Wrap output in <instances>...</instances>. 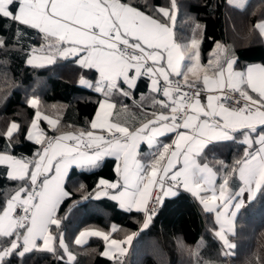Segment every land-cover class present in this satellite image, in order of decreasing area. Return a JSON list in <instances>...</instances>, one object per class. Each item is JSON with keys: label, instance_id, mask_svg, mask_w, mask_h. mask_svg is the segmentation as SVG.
I'll return each mask as SVG.
<instances>
[{"label": "snow or ice", "instance_id": "1", "mask_svg": "<svg viewBox=\"0 0 264 264\" xmlns=\"http://www.w3.org/2000/svg\"><path fill=\"white\" fill-rule=\"evenodd\" d=\"M227 2L244 7V0ZM178 12L177 0H168L167 6L152 5L149 0L142 3L137 0H0V25L4 30L10 27L13 31L11 39L0 34V51L6 52L9 46L19 43L24 29H36L48 42L51 53L48 64H54L57 56L75 57L82 69L94 70L98 80L89 81L82 75L79 83L88 88L95 86V91L105 95V100L99 102L91 129L106 130L110 134L105 139L93 131L81 130L48 137L38 128V121H47L59 132V117L43 115L38 98L28 101L36 109L30 124V129L36 131L28 130L26 139L40 147L31 159L0 153V165L9 169L7 178L20 183L0 214V264H11L13 257L22 260L34 251L51 253L60 261L64 256L58 253L63 251L75 261L63 233L54 236L50 228L61 225L57 208L72 195L65 187L66 180L70 179L69 170L74 165L82 169L97 168L105 156H114L120 161L115 168L120 179L110 182L100 178L99 190L95 191L97 198L108 196L109 189L122 187L123 191L111 199L119 201L122 209L142 211L144 229L149 227L164 199L178 197L182 191L199 198L209 213L221 202L219 206L231 210L216 212L219 228L213 234L225 246L222 255H232L230 250L235 245L228 234L234 233L238 214L255 202L257 193L264 191V65L238 68V58L219 41L214 42L212 58L206 65L202 64L203 36H198L202 26L193 25L190 39L178 38L175 30ZM254 27L264 36V20ZM36 59L40 58H27L26 63L43 66L35 65ZM141 78H148L149 92L161 94L162 98L149 97L152 107L158 111L150 115L142 113L138 119L127 104L117 110L108 96L115 92L134 99ZM202 91L217 94H209L205 104L201 102ZM140 99L143 101L145 96L140 94ZM126 113L132 123L125 117ZM19 130L20 125L13 121L5 135L12 138ZM238 132L243 135L239 143L245 146L242 159L232 164L206 159V150L212 151L210 146L235 143ZM169 135L174 136L171 143L160 142V137ZM141 143L155 149L147 154L146 162L139 158ZM81 145L94 150L82 151ZM178 164L180 167L172 172ZM170 172L169 184L165 187L164 177ZM233 177L242 186L235 196H226ZM217 178L221 180L218 194ZM84 187L80 185L81 189ZM156 187L160 194L152 197ZM244 193H248L247 200L238 199ZM233 199H236L234 204ZM150 201H153L151 207ZM17 208L21 209L20 214H15ZM116 230L113 226L112 231ZM85 235L109 239L102 231L81 232L79 237ZM133 235L127 236V242H131ZM79 237L74 241L76 245L84 243ZM54 241H58L59 248L54 246ZM122 243L111 240V246L119 248L121 254ZM177 243L178 247L185 248L182 242ZM188 251L199 257V246ZM102 255L109 256L110 252L104 251Z\"/></svg>", "mask_w": 264, "mask_h": 264}, {"label": "trees", "instance_id": "2", "mask_svg": "<svg viewBox=\"0 0 264 264\" xmlns=\"http://www.w3.org/2000/svg\"><path fill=\"white\" fill-rule=\"evenodd\" d=\"M149 2L152 5L168 4V0ZM177 4V37L190 39L193 25L200 24L198 36H203L200 46L203 61L214 51V42L219 41L230 45L239 66L251 62L264 64V38L254 27L264 9V0H248L243 8L229 4L227 0H177ZM0 34L11 39L13 31L10 27L4 30L0 25ZM42 36L38 30L26 28L18 38L19 43L9 46L6 52L0 51V152H9L20 158L31 159L40 147L26 139L36 111L28 103L31 98L40 100L39 109L43 115L53 119L59 117V132L53 130L47 121H39L40 128L52 137L64 132L92 130L91 122L99 102L105 97L95 91V87L88 88L79 83L82 75L94 82L98 74L94 70L82 69L75 57L64 59L57 56L54 64L29 66L26 59L33 53L32 49L50 53L48 42ZM140 94L145 96L143 101ZM151 96L158 99L161 94L150 93L149 79L141 78L134 99L115 92L108 98L117 105V110L127 104L139 119L142 113L150 115L158 111L151 105ZM125 117L132 123L128 113ZM13 121L20 125V130L8 138L5 133ZM235 135V143L230 141L210 146L212 151L206 150V159H220L228 164L242 159L245 146L239 143L240 133ZM115 168V158L105 157L97 168L73 166L69 170L70 179L66 180L65 187L72 195L65 198L57 209L56 216L62 219L61 225L52 226L50 231L57 237L63 233V240L75 255V261L68 260L63 251L58 253L64 256L63 261L51 253L34 251L22 260L13 257L11 264H264V191L257 193L255 202L238 214L234 233H229L235 248L232 255L225 257L222 255L223 243L213 234V230L219 228L214 213L207 212L198 198L188 192L182 191L178 197H166L147 229L143 228V212L122 209L110 196L97 198L95 191L99 179H115ZM7 171L5 165H0V214L7 199L20 186L19 182L7 178ZM81 184L85 186L83 189ZM228 187L234 196L241 182L233 177ZM89 194L88 199H83ZM113 226L116 231H112ZM86 229H97L120 240L135 235L130 243L125 244L122 259L111 258L102 255L105 248L102 237L90 235L81 245L74 243ZM178 241L185 248L178 247ZM54 243L59 248L58 241ZM198 246L199 257L190 255L188 249L196 250Z\"/></svg>", "mask_w": 264, "mask_h": 264}, {"label": "crops", "instance_id": "3", "mask_svg": "<svg viewBox=\"0 0 264 264\" xmlns=\"http://www.w3.org/2000/svg\"><path fill=\"white\" fill-rule=\"evenodd\" d=\"M248 2V0H244V6L246 5V3ZM232 5H235V4H232ZM236 6V5H235ZM260 19H258L257 20V22L258 21H260V20H264V9L262 10V12L260 13V17H259ZM256 22V23H257ZM259 30V29H258ZM179 38V37H178ZM263 38H264V36H263ZM184 40H188V39H185V38H183ZM221 44H223V45H226V46H228L229 48H230V45L227 43V42H220ZM214 51H215V49H214ZM213 51V52H214ZM39 52V54L38 55H36V56H34V57H39L40 59H36L35 61H34V64L35 65H48V63H47V57L51 54V53H45V52H40V51H38ZM212 52V53H213ZM231 52L233 53V51L231 50ZM212 53H211V55L209 56V58L206 60V61H203L202 59H201V63L202 64H204V65H206L207 64V62H208V60L210 59V58H212ZM33 55V54H32ZM235 55V54H234ZM235 57H236V55H235ZM29 58H31V56H29ZM76 62H77V60H76ZM248 65H264L263 63H260V62H251V63H247V64H244V65H242V66H239L238 64H237V67L238 68H244V67H246V66H248ZM98 79H99V77H98ZM97 79V80H98ZM89 80V79H88ZM89 81H91V80H89ZM149 86H150V81H149ZM95 87V86H94ZM209 94H212V95H216L217 93H208V92H206V91H204V98L202 97V95H201V102L202 103H207V96L209 95ZM105 98L106 97H104L101 101H103V100H105ZM160 98H162V95H161V97ZM160 98H158V99H160ZM109 99V98H108ZM110 100V99H109ZM100 101V102H101ZM110 102H113L112 100H110ZM114 103V102H113ZM99 111V107H98V109H97V111H96V113ZM96 113H95V116H96ZM95 116H94V119H95ZM93 119V120H94ZM90 131H93L94 132V134L95 135H103L105 132H107L106 130H99V129H96V130H94V129H92V130H90ZM73 133V132H72ZM172 139H174V136H171V135H169V136H164V137H160V142L161 143H164V144H167V143H171L172 142ZM240 139L242 140L243 139V135L240 133ZM85 140H87V138L85 137ZM240 140V141H241ZM67 143H72L71 141H68ZM255 147V146H254ZM81 150L82 151H87V152H89V153H91L94 149H91V148H85L84 147V145H81ZM138 151H139V153H140V156H139V158L141 159V161L142 162H146V160H147V154L148 153H150L151 151H155V149H150L145 143H141L140 144V146H139V149H138ZM105 157H112V158H115V160H116V165L118 164V163H120V161L116 158V157H114V156H105ZM104 157V158H105ZM103 158V159H104ZM102 159V160H103ZM75 166V165H74ZM180 167V165L178 164L177 166H176V168H174L173 170H172V172H174V171H176L178 168ZM83 169H87V168H83ZM117 173V172H116ZM171 172L169 173V176L168 177H164V179L165 178H169L170 179V176H171ZM118 179H120V177L118 176V174H117V177L115 178V179H113V180H108V181H110V182H116ZM158 179H159V177H158ZM220 184H221V181H219V179L217 178V180H216V191H217V194L219 193V190H220ZM241 186H242V184H241ZM167 187V186H166ZM228 189H229V187H228ZM99 190V189H98ZM97 190V191H98ZM153 190H154V188H153ZM153 190H152V192H151V195L153 194ZM118 191H123V188L121 187L119 190H116V189H109L108 190V192H109V195L108 196H112V195H116L117 193H118ZM211 193H202V195H205V196H208V195H210ZM225 195L226 196H229V195H231V191L230 190H228L226 193H225ZM96 196V195H95ZM235 196V195H234ZM247 197H248V193H244V194H241L239 197H238V199H240V200H247ZM197 198V197H196ZM198 200H199V198H198ZM116 202H118V204H119V201H117V200H115ZM219 203H221V202H218V204ZM234 203H236V199H234ZM59 207V206H58ZM214 207H216V206H214ZM58 209V208H57ZM132 210H135V209H132ZM135 211H137V210H135ZM140 212H142V211H140ZM213 213H215V210L213 211ZM40 242V241H39ZM130 243V242H129ZM115 257H117V258H120V259H122L123 258V254H119V255H116Z\"/></svg>", "mask_w": 264, "mask_h": 264}, {"label": "rangeland", "instance_id": "4", "mask_svg": "<svg viewBox=\"0 0 264 264\" xmlns=\"http://www.w3.org/2000/svg\"><path fill=\"white\" fill-rule=\"evenodd\" d=\"M33 54V55H32ZM30 56L31 57H34V56H36V55H38L39 54V52L38 51H35V52H33ZM38 128L39 129H41L40 128V124H39V121H38ZM29 130H32V131H36L35 129H30V127H29ZM0 153H7V154H11V153H9V152H0ZM11 155H13V154H11ZM14 156V155H13ZM17 157V156H16ZM17 158H20V157H17ZM8 171H9V169H8ZM232 203L234 204V199L232 200ZM220 205V203L218 204V206H216L215 207V213H214V216H215V219H216V212L217 211H219V212H221V213H223V212H225V211H230L231 209H228V210H225L222 206H219ZM2 214V213H1ZM95 231H99V230H97V229H86V230H84V231H82V232H86V233H91V232H95ZM103 232V231H102ZM89 236L90 235H85V236H83V237H79V238H81L84 242H85V240L87 239V238H89ZM228 236H229V234H228ZM77 237V238H78ZM111 240H117V241H122V242H124V243H122L121 245H120V248H123L124 249V252H123V254L126 252V245H127V238H125L124 240H120V239H117V238H114V237H111V236H109V239L107 240V241H105V248H104V251H109L110 252V255L108 256V257H111V258H114L116 255H119V254H121V252H120V249L119 248H116L115 246H111ZM229 240H230V242L232 243V244H234V242L233 241H231V239L229 238ZM38 244L39 243H41V242H37ZM54 243V242H53ZM126 244V245H125ZM54 246H55V243H54ZM225 247V246H224ZM103 251V252H104ZM231 252H232V249L230 250ZM66 258L68 259V260H70L69 258H68V256H67V253H66ZM71 261V260H70Z\"/></svg>", "mask_w": 264, "mask_h": 264}, {"label": "built area", "instance_id": "5", "mask_svg": "<svg viewBox=\"0 0 264 264\" xmlns=\"http://www.w3.org/2000/svg\"><path fill=\"white\" fill-rule=\"evenodd\" d=\"M161 86H163V81H161ZM201 95H202V97L204 98V91H202L201 92ZM225 103H230L229 101H225ZM103 136H105V139H109L110 138V134H108L107 132H105L104 134H103ZM169 178H165L164 179V181H165V186H168V184H169ZM160 194V190H159V188L158 187H156V188H154V190H153V194L151 195L152 197H156L157 195H159ZM152 203H153V201H150V203H149V206L151 207L152 206ZM159 210H160V207H158L157 208V212H156V214L159 212ZM21 213V209L20 208H17L16 209V213L15 214H20Z\"/></svg>", "mask_w": 264, "mask_h": 264}]
</instances>
